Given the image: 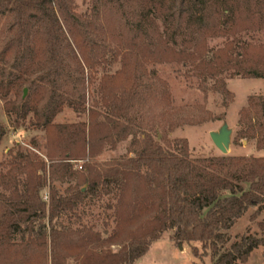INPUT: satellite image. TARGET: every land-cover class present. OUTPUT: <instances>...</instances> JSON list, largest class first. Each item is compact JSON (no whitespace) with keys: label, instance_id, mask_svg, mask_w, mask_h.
<instances>
[{"label":"trees","instance_id":"16d2710c","mask_svg":"<svg viewBox=\"0 0 264 264\" xmlns=\"http://www.w3.org/2000/svg\"><path fill=\"white\" fill-rule=\"evenodd\" d=\"M134 2V33L110 50L98 11L78 13L74 0H0L2 110L15 129L28 125L46 143L44 154L16 145L0 163V264H134L179 226L174 240L194 258L209 255L211 264H244L264 247V238L244 237L222 251L223 232L249 208L263 210L264 156L192 160L185 139L162 136L160 144L141 115L146 78L157 79L146 66L189 67L227 97L226 79L264 80V0ZM216 39L221 47H210ZM162 100L170 106L166 89ZM249 103L253 118L239 123L264 149V97ZM65 108L87 121L55 123ZM4 136L0 124V142ZM130 136L132 157L98 167L94 158L106 146ZM77 161H86L82 173L73 170ZM57 182L74 184L61 195ZM86 198L108 200L113 227L105 239L81 223ZM63 217L75 219L80 232L59 223Z\"/></svg>","mask_w":264,"mask_h":264},{"label":"rangeland","instance_id":"374dc122","mask_svg":"<svg viewBox=\"0 0 264 264\" xmlns=\"http://www.w3.org/2000/svg\"><path fill=\"white\" fill-rule=\"evenodd\" d=\"M116 1V2H113ZM76 11L91 15L98 11L97 27L102 30V42L108 49L122 47L124 37L134 33V19L128 10L134 11L138 6L134 0H112L111 3L103 0H74ZM96 19V18H95ZM160 32L162 27L158 23ZM222 39L209 42L212 48L221 47ZM177 48V47H175ZM120 64L114 65L112 71L118 70ZM156 71V80L146 78L145 91L147 104L143 108L141 115L146 125H151L155 133L156 140L163 145L161 137L168 140L185 139L191 150V159L219 158V157H262L264 149L257 146V141L251 136L243 134L246 125L240 124V117L253 118L249 109V99L264 97V80L261 79H226L225 86L231 96L227 97L213 89L214 81L207 79L205 83L196 76H191L189 67L176 63H161L154 67L146 66L149 72ZM166 89L170 95L171 103L167 107L162 100V92ZM97 95L89 96L88 104L97 100ZM86 115L74 113L71 109L65 108L59 114L55 123L73 124L86 122ZM263 119H260L261 124ZM227 124L232 130L231 144L226 155L219 152L212 144L209 134L218 131ZM0 124L4 127L5 136L0 142V163L8 160L11 156L8 150L16 151L19 148L28 151H35L44 154L45 137L41 131L32 129L25 125L15 129L14 125L5 116L0 103ZM139 138V135L136 136ZM133 145L130 136L125 141L119 142L113 149L106 146L95 158L94 162L100 168H107L115 162L132 157ZM36 152V151H35ZM86 161L72 162L73 170L83 172L80 166ZM68 183H55L61 195L68 188ZM86 185L82 187V191ZM43 200L48 199V189L42 191ZM108 200L102 201L86 198L78 208V215L82 225L92 233H98L102 239L108 237L113 227L111 210L108 209ZM256 208H249L248 211L233 225V227L223 234L226 242L222 251L227 250L230 245L239 242L244 237L264 238V206L260 214H255ZM75 219L63 217L59 223L70 226L73 231L80 232L78 222ZM167 231L161 238L154 242L148 252L134 264H211L210 256H200L194 258L191 255L190 247L183 242L174 240V234L180 230ZM73 239H77L74 236ZM198 247L199 253L200 246ZM117 250V248H112ZM244 264H264V247L254 250Z\"/></svg>","mask_w":264,"mask_h":264},{"label":"water","instance_id":"95a60500","mask_svg":"<svg viewBox=\"0 0 264 264\" xmlns=\"http://www.w3.org/2000/svg\"><path fill=\"white\" fill-rule=\"evenodd\" d=\"M26 91H24V95ZM231 135L232 130L228 128L227 124H223L218 131L211 132L209 134L210 140L214 147L221 152L223 155H226L229 151L231 144Z\"/></svg>","mask_w":264,"mask_h":264}]
</instances>
